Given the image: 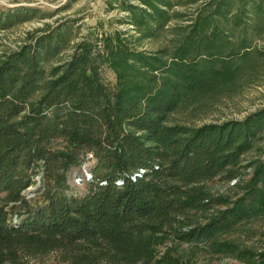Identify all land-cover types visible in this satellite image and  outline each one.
Wrapping results in <instances>:
<instances>
[{
    "label": "trees",
    "instance_id": "trees-1",
    "mask_svg": "<svg viewBox=\"0 0 264 264\" xmlns=\"http://www.w3.org/2000/svg\"><path fill=\"white\" fill-rule=\"evenodd\" d=\"M141 2L123 6L143 36L169 25L168 1ZM40 12L0 8V29ZM176 30L161 54L121 30L91 29L48 67L67 46L60 27L0 55V264L52 252L69 264H153L168 238L264 264V251L223 240L264 214V108L199 126L170 122L188 96L235 86L264 53L249 34L264 35V0H210ZM86 162L89 174L74 179L89 190L68 194ZM217 176L236 180L235 197L211 194L206 181ZM38 180L41 203L25 194Z\"/></svg>",
    "mask_w": 264,
    "mask_h": 264
},
{
    "label": "rangeland",
    "instance_id": "rangeland-1",
    "mask_svg": "<svg viewBox=\"0 0 264 264\" xmlns=\"http://www.w3.org/2000/svg\"><path fill=\"white\" fill-rule=\"evenodd\" d=\"M125 0H0V8L25 6L38 7L41 12L33 19L20 23L12 28L0 29V55L20 48L23 44L35 41L38 36L50 31L67 34L66 44L59 55H56L50 65L62 62L73 54L78 41L91 29L111 32L115 29L124 32L131 43L139 50L152 53H160L162 49L173 48L171 43L175 38V30L178 25H187L192 22L197 9L210 0H165L170 4L165 5L172 15L169 25L158 31L153 36H143L132 22L130 12L123 6ZM144 8L141 0H127ZM125 5V4H124ZM236 6V5H235ZM176 13H182L177 16ZM262 19V17H258ZM223 22V19L222 21ZM226 25V23H224ZM231 23L228 24L230 28ZM175 29V30H174ZM177 31V30H176ZM232 37L239 36L238 31L229 30ZM253 38L252 48L264 50V35L260 37L255 31L249 32ZM177 37V36H176ZM238 40V39H237ZM256 49H253L256 51ZM161 54V53H160ZM167 55V54H165ZM169 58V57H167ZM252 65H246L242 73L237 76L235 86L219 92H207L202 95L188 96L182 105L171 117V123H180L199 126L209 122H222L227 119H244L247 115L264 108V53H256ZM107 78L114 81V73L107 71ZM257 151L252 150L245 155L248 160L255 159ZM91 166V165H90ZM89 168L88 162L71 173L70 183L72 188L68 194H82L89 190L88 182L80 185L73 184L74 177L85 174L84 169ZM252 173L248 168L245 177ZM39 179V178H38ZM236 180L226 181L217 176L206 181V187L212 195H226L235 197L238 189L233 185ZM234 186V187H233ZM39 188V180L26 191L27 197H33L39 203L42 199L35 195ZM241 193V192H240ZM32 203H36L35 201ZM218 206L209 212V216L216 214ZM223 240L232 241L241 247L259 252L264 251V214L253 217L242 226L224 235ZM31 264H69L63 260L58 252H52L45 256L32 258ZM153 264H245L234 255L214 253L210 246L197 242H183L168 238L157 249V258Z\"/></svg>",
    "mask_w": 264,
    "mask_h": 264
},
{
    "label": "built area",
    "instance_id": "built-area-1",
    "mask_svg": "<svg viewBox=\"0 0 264 264\" xmlns=\"http://www.w3.org/2000/svg\"><path fill=\"white\" fill-rule=\"evenodd\" d=\"M84 171L87 173V174H89L88 173V170L85 168L84 169ZM82 182H81V180H80V178H75L74 179V184L77 186V185H80ZM14 220H16V217H14Z\"/></svg>",
    "mask_w": 264,
    "mask_h": 264
}]
</instances>
